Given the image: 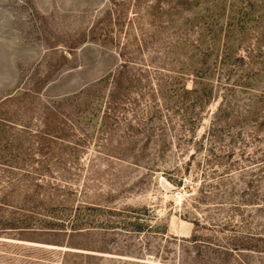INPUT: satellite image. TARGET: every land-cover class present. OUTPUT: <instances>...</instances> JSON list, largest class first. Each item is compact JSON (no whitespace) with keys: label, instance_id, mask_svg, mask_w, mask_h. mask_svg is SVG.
Segmentation results:
<instances>
[{"label":"rangeland","instance_id":"374dc122","mask_svg":"<svg viewBox=\"0 0 264 264\" xmlns=\"http://www.w3.org/2000/svg\"><path fill=\"white\" fill-rule=\"evenodd\" d=\"M0 264H264V0H0Z\"/></svg>","mask_w":264,"mask_h":264},{"label":"trees","instance_id":"16d2710c","mask_svg":"<svg viewBox=\"0 0 264 264\" xmlns=\"http://www.w3.org/2000/svg\"><path fill=\"white\" fill-rule=\"evenodd\" d=\"M184 91H188V89L187 88H184Z\"/></svg>","mask_w":264,"mask_h":264}]
</instances>
